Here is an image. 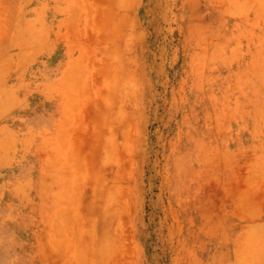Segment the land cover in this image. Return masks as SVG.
I'll use <instances>...</instances> for the list:
<instances>
[{"label":"rangeland","instance_id":"1","mask_svg":"<svg viewBox=\"0 0 264 264\" xmlns=\"http://www.w3.org/2000/svg\"><path fill=\"white\" fill-rule=\"evenodd\" d=\"M0 264H264V0H0Z\"/></svg>","mask_w":264,"mask_h":264}]
</instances>
